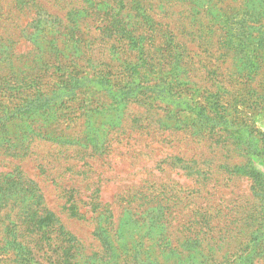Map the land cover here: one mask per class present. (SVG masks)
I'll use <instances>...</instances> for the list:
<instances>
[{
    "label": "rangeland",
    "instance_id": "obj_1",
    "mask_svg": "<svg viewBox=\"0 0 264 264\" xmlns=\"http://www.w3.org/2000/svg\"><path fill=\"white\" fill-rule=\"evenodd\" d=\"M73 1L45 0L46 9L36 11L34 7L29 9L28 5L19 11L11 0H0V49L6 47V57L13 48L17 55L32 51L37 58L43 50H48L57 54V59H65L63 52H66L72 59L83 58L84 62L79 65H88L85 59L90 56L94 61L92 67L102 69L107 76H117L110 86L121 99L117 100L118 96L112 98L104 88L100 91L88 86L76 90L80 94L64 105L60 104L61 97L49 101L40 97L28 102L25 99H33L30 93L35 91L26 84L46 88L55 80V73L61 74L60 69L28 62L17 68L7 66L15 72L10 74L4 71L5 63L1 62L0 117L13 121L0 125V137L17 133L23 141V136L31 135L43 122L38 120L39 115H49L45 124H50L53 117L51 125H69V132L76 133L71 136L88 137V132L97 128L108 134L107 140L102 139L101 133L97 134L93 142L99 144L103 141L105 144L96 153L91 151V146L64 147L41 139H35L26 154L11 155L1 147L0 171L12 174L8 180L18 178L22 172L37 183L48 208L84 243L88 253L102 249L94 232L97 222L88 218L90 212L83 219L69 216L65 205L70 191L83 200L81 211H85L89 209L86 201L99 187L100 200L112 209L115 220L119 216L127 220L123 208L126 203L122 197L135 191L162 187L163 199L185 197L182 205L186 208L180 205L168 211L163 203L164 235L168 229L172 231L177 226L183 212L200 205H207L205 208H211L212 212L220 208L229 212L231 218L243 219L242 209L238 214L239 203L251 200L252 177L219 168V155L213 158L211 142L191 138L192 134L188 132L191 125L186 124L192 122L190 111L185 105L176 108L177 99L170 102L156 90L150 91L149 81L157 84L160 79H168L175 96L178 93L185 100L199 101L204 105L207 104L205 92L213 91L215 97L212 99L217 101L214 107L224 111L227 119H233L234 124L229 129L244 137L254 130L255 139L248 145L251 150L256 144L260 145V134L264 133V0H129L125 5L120 0H92L86 5L82 1ZM80 9L85 13V22L81 24L89 26L84 48L77 39L76 21L65 16L71 11L70 17H73ZM127 10L129 17L124 15ZM137 10L142 17L132 15ZM118 11L121 14L117 16ZM47 13L54 16L48 17ZM55 15L64 18L58 21ZM125 17L128 27L138 28L136 32L144 36L141 45L145 51L142 57L147 56L145 60L138 61L136 53L139 51L124 47L128 43V34L123 30L127 26ZM112 30H116L114 35ZM8 32L16 35V43L8 39L4 42ZM113 38L117 42L110 49ZM58 46L62 49L57 50ZM81 53L83 56L79 55ZM124 61L128 67L125 64L119 66ZM137 63L147 75L148 69L153 70L143 78L147 79V90L137 87L127 76ZM6 75L8 77L2 79ZM189 82L197 84L193 83L195 87H192L187 84ZM57 94L64 93L58 91ZM63 96V100L69 101V97ZM173 106L175 110L170 112ZM159 119L163 124L157 122ZM152 120L155 123L152 122L151 129L146 128L144 124ZM43 130H50V127ZM243 142H246L245 138ZM232 146L237 155L234 161H240L244 166V154L239 153L235 144ZM178 157L196 159L200 171L207 172L206 176L211 179L205 180L201 173L190 175L194 169L183 168ZM260 159L264 160V157ZM255 164L261 167L262 161ZM170 213L173 214L168 221L166 215ZM144 214L146 223H149L156 213ZM143 242L149 245L150 240ZM229 249L234 252L237 243H231ZM7 257V253L1 252L0 264H14ZM256 264H264V259L259 258Z\"/></svg>",
    "mask_w": 264,
    "mask_h": 264
},
{
    "label": "trees",
    "instance_id": "obj_2",
    "mask_svg": "<svg viewBox=\"0 0 264 264\" xmlns=\"http://www.w3.org/2000/svg\"><path fill=\"white\" fill-rule=\"evenodd\" d=\"M68 1L74 2L73 0ZM81 1L86 5L92 0H77V2ZM128 1L120 0L124 5ZM168 1L177 2L179 0ZM11 2L16 4L15 8L19 11L24 7H28V5H30L29 9L34 7L36 11L39 8L46 9L48 7L44 5L45 0H11ZM128 10L124 13L127 17L130 15ZM71 13L69 11L65 16L76 21L74 28H76L75 31L78 35L77 39L84 48L85 44L83 43L87 41L86 36L89 33L86 32L89 26L84 23L81 24L85 22V13L80 9L75 12L76 14L73 17H70ZM120 14V11L116 13L117 16ZM47 15L48 17L54 16L52 13H47ZM132 15L135 18L143 16L138 10L134 11ZM186 16L184 15V17ZM55 17L58 21H62L64 18L59 15H55ZM124 23L127 26L122 29L128 34V43L124 47L139 51V53H136L138 61L145 60L147 56L142 57L145 55V51L143 45H141L144 36L136 32L138 28L131 29L128 27L126 17ZM115 33L116 30H112V35ZM16 38L15 34L8 32L3 40L5 43L6 39L16 43ZM115 42L117 41L113 38L110 49L115 47ZM42 46L45 47V45ZM122 47L119 46V48ZM60 49L62 48L58 46L57 50ZM6 50V47L0 49V63H5L4 71L7 73H15L8 67L17 68L28 62L37 63L39 67L45 65L61 71L59 75L55 73V80L51 85L47 84L48 87L46 88L37 85L31 86L30 83H27L26 86L35 91L30 93V96H34L33 99L29 97L25 99L28 102H34L40 97H43L45 101H49L54 97H61L60 104L64 105L72 102L77 94H80L76 90L88 86L98 90L101 89L100 91H103L104 88L112 98L118 96L117 100L121 99L117 92L111 91L110 86L117 76L114 74L107 76L102 69L92 67L91 64L94 61L90 56L85 59L86 62H89L88 65H79L84 62V59H72L68 55L69 53L66 52H63L65 59L62 57L57 59L58 55H53L48 50H43L41 54H38V58L32 51L17 55L14 48L9 51V56L6 57ZM82 54L79 55L83 56ZM131 62L133 61L131 60ZM124 64L127 65L128 63L124 61L119 66L124 67ZM77 66L78 71H76ZM139 66L140 63L135 64L132 67V72L127 76L130 77V81L133 80L137 84V87L141 86L147 90L149 88L148 82L147 79L143 78L149 76L153 70L148 69L147 75L146 71L139 69ZM7 77L8 75L2 77V79ZM12 80L21 83L17 78H12ZM27 80L31 81V79ZM167 80L160 79L157 84L150 80V91L156 90V93L166 96V99L170 102L177 99L178 104H174L176 108L185 105L186 109L190 111L192 121L186 123L191 125L188 130L192 134L191 138L211 142L213 158L215 159V156L219 155L217 157L219 168L223 167L227 171L232 169L237 173L243 172L252 177L253 183L250 188L252 198L250 201H245V204L243 200L239 203L238 214L242 209L244 218L238 219L237 216L231 218L229 212H223L220 208H216L212 212L211 208H205L207 205L205 207L200 205L183 212L184 216L177 226L172 231L168 229L164 235L163 203L165 208L171 211L174 207L182 205L185 197L175 196L173 199H163L162 187L148 191H135L122 197L125 200H122V202L126 203L123 208L126 210L127 220H124L121 216L118 220H115L112 209L107 203L100 200L99 187L92 191L89 201H86L89 209L85 211H81L80 203L83 200L75 197L70 191L65 205L69 216L83 219L87 218V213L90 212L91 215L88 218L97 222L94 232L101 242L102 249L88 253L84 243L73 235L70 230L66 229L61 219L48 208L41 188L37 183L25 177L22 172H20L18 178L8 180L7 178L11 177V173L0 171V253H7L9 255L7 258L14 264H256L259 258L264 259V160L260 159V157H264V133L261 132L260 134V145L256 144L251 150L248 143H252L255 139L254 130L244 137L239 135L238 131L229 129L234 124L233 119H227L224 111L219 107H214V105L217 106V101L212 99V97H215L213 91L205 92L207 94V104L204 105L199 101L185 100L178 93L175 96V92L172 91V83H167ZM144 81L147 83L143 84ZM193 83L197 84L196 82L187 84L195 87ZM107 85L109 86L105 88ZM198 89L201 88L198 86ZM58 91L64 93L63 95L67 96L66 98L69 97V101L63 100L65 97L58 95ZM175 107H171L169 111L172 112ZM48 118L49 115H39L38 120L43 122L36 127L31 135L23 136V141L17 137V133H11L6 137L3 135L5 141L3 142V138L0 137L2 138L0 139V149L2 147V150L4 149L5 152L11 155L26 154L30 150L33 141L41 139L56 142L64 147L75 145L81 148L92 147L91 151L96 153V150L105 144L103 141H100L99 144L93 142L98 136L97 134L101 133L102 139L107 140L108 134L102 133L97 128L87 131L89 133L88 137L71 136V133L74 132H69L71 129L69 125L64 127L59 124L51 125L54 121L53 117L50 119V124H45ZM12 121H6L4 117H0L1 126ZM152 122L155 123L153 120L148 121L144 126L151 129ZM157 122L163 124L160 119ZM224 124L226 125L222 127ZM49 127L50 130H43ZM244 138L246 142H243ZM232 144L237 146L239 153L244 154L243 158L246 159L244 166H242V162L234 161L237 155L232 151ZM178 159L183 162V168L191 169L192 167L194 169L193 172L190 170L193 173H189L190 175H200L201 173L205 175V180L211 179L206 176L207 172L200 171L201 168L197 165L198 161L196 159H184L182 157H178ZM259 160L262 161L261 167L255 164ZM151 186L155 185L152 184ZM182 208H186V206L182 205ZM207 210H210V212ZM144 213L156 214L152 218L153 220L146 223L147 216ZM172 214L166 215L168 221ZM154 228L156 229L154 230ZM147 239L150 240L149 245L143 242ZM127 240L133 244L128 243ZM231 243H237V253H235L236 250L229 252Z\"/></svg>",
    "mask_w": 264,
    "mask_h": 264
}]
</instances>
